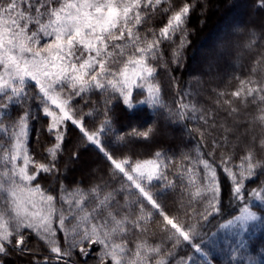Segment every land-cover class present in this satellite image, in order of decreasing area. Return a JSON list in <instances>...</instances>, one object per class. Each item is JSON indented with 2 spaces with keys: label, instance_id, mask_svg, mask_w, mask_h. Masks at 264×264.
I'll use <instances>...</instances> for the list:
<instances>
[{
  "label": "snow or ice",
  "instance_id": "obj_1",
  "mask_svg": "<svg viewBox=\"0 0 264 264\" xmlns=\"http://www.w3.org/2000/svg\"><path fill=\"white\" fill-rule=\"evenodd\" d=\"M256 5L264 9V0H256ZM192 7L190 0H0V264L12 252L31 251L32 235L49 253L34 257V264H74L77 250L87 264L91 245L99 246L96 264H197L198 258L202 264H214L206 242L197 239L201 222L221 212L214 163L199 151L179 162L160 151L152 158L132 159L121 152L126 137L114 132L109 114L116 98L129 110L142 105L168 108L156 75L158 67L167 64L154 62L164 60L162 45L167 41L174 45L172 63H180ZM156 18L166 23L146 27ZM262 32L249 28L244 47L256 50L264 43ZM260 65L264 52L247 77H235V90L218 92L216 103L237 117L235 101L254 106L255 120L264 127V80L255 75ZM134 92L145 99L134 102ZM177 95V110L168 108L169 114L205 125L197 128L203 142L205 132L211 135L217 127L214 114L188 99V92ZM41 114L48 118L46 129L53 142L45 149L47 156L37 159L29 147L30 121ZM69 123L103 155L109 179L87 190L81 185L68 190L61 184L53 194L42 188L38 177L57 170ZM219 127L224 135L212 140L208 155L228 147L231 129ZM153 133L150 125L133 126L127 135L147 140ZM258 150L264 151V136L252 137L238 163L234 153H221L220 165L239 202V214L220 224L222 231L247 233L251 225L264 223V181L245 190L248 181L264 175ZM178 184L188 193L187 203L182 198L169 213L162 201ZM153 228L163 234L160 242L149 239ZM58 232L64 235L63 246ZM182 248L190 254L180 255ZM247 249L243 240L235 241L229 264H254Z\"/></svg>",
  "mask_w": 264,
  "mask_h": 264
},
{
  "label": "trees",
  "instance_id": "obj_2",
  "mask_svg": "<svg viewBox=\"0 0 264 264\" xmlns=\"http://www.w3.org/2000/svg\"><path fill=\"white\" fill-rule=\"evenodd\" d=\"M190 2L193 7L186 25L188 42L183 49L180 63H172L174 45L165 41L162 45L164 60L154 63H166L167 67H158L156 75L161 87L162 101L168 108L177 110L176 102L179 99L177 93L188 92V99L201 106L205 113L211 110L217 127L211 129V135L205 132L204 140L201 142L197 128H204L205 125L198 123L197 120H179L169 114L168 108L156 109L142 105L129 110L123 105L121 99L116 98L112 100L109 108L112 128L114 132L126 137L127 143L121 152L129 155L132 159L152 158L156 151H160L170 157H175L179 162L181 157L195 156L199 151L204 158L213 162L217 168L220 186L221 212L210 217L209 221L201 222L203 227L197 239L203 238L206 242L205 246L215 257L214 264H229L228 253L235 246L237 240H243L248 245L247 255L254 258V264H264V223L251 225L247 233L236 235L222 231L219 227L220 224L226 223L227 219L232 218L233 214H239V202L232 197L230 178L220 165L221 153L223 152L225 155L234 153L233 161L238 163L240 156L244 154V146L251 141L252 137L255 136L259 139L264 136V127H261L255 120L257 111L254 106L243 107L239 101H235V105L240 109L237 117L236 114L229 116L216 103L218 92L230 93L235 90L239 84L235 77H247L256 57L264 52V43L259 44L254 51H249L244 47L249 28L264 29V9L257 7L256 0H190ZM240 14L243 18H236V23L231 26L234 33L228 32L218 41L214 55L204 57L199 61L201 56L199 47L202 43L204 41L206 43L203 46L204 49L211 48L210 36L220 32L221 27L228 22L229 18ZM164 23H166L165 19L156 18L146 27L159 28ZM261 35L264 36V32ZM255 75L264 80V65L257 66ZM228 98L231 99L230 96ZM94 99H99V97L95 96ZM142 99H145V95L134 92V102H139ZM33 112L35 114V109ZM47 119L41 114L39 118L30 121L29 147L37 159L47 156L45 149L50 147L53 142V137L48 134L46 129ZM221 124L231 129L227 133L228 147L216 149L214 156L208 155L212 149V140L224 135V129L219 127ZM149 125L154 128V133L147 140L127 135L133 126L146 128ZM94 126L89 124V127ZM109 139H112L111 134L104 140V143L108 144ZM109 150L111 151V148ZM74 152L78 154L76 158L73 157ZM121 152L115 154L120 155ZM257 159L264 160V151H257ZM185 163L188 162L185 161ZM108 167L103 155L94 146L84 142L78 129L69 123L62 150L56 161L57 170L54 173L41 174L38 177V182L43 189L53 194L59 192L61 184L68 190H72L76 185H81L87 190L93 185L103 184L109 179L107 176ZM199 167L202 171V166ZM169 178L173 179L174 177L170 174ZM262 181H264V175H259L256 179L247 182L245 190L250 191L252 188L258 187ZM112 183L115 184V182ZM187 196L188 193L183 191L178 184L163 199L165 210L169 213L175 212L182 198L187 203ZM117 198L123 203L122 196ZM217 233L218 235H216ZM57 235L61 246H63L64 235L60 232ZM148 235L153 242H160L163 239V234L155 228ZM213 239L215 247L211 246ZM90 247L92 254L87 258V264H96L98 257L94 254L98 251L99 246L91 245ZM28 248L31 251L24 254L12 252L11 255L2 257V259L5 264H34V257L42 258L49 254L44 242L39 241L34 235L29 237ZM172 251L176 252L177 250L173 249ZM184 253H189V249L182 248L180 255ZM74 264H83L78 250L74 257ZM176 264L179 262L177 261ZM197 264H202L199 258Z\"/></svg>",
  "mask_w": 264,
  "mask_h": 264
},
{
  "label": "rangeland",
  "instance_id": "obj_3",
  "mask_svg": "<svg viewBox=\"0 0 264 264\" xmlns=\"http://www.w3.org/2000/svg\"><path fill=\"white\" fill-rule=\"evenodd\" d=\"M238 17L243 18L241 16V14L239 16H232V18H229L228 22L225 25H223V27H221L220 32L213 33L210 36L211 48H208L207 50L204 49L203 46L206 43H205V41L202 43V45L199 47V52H201V56L199 57L200 58L199 61H201L204 57L207 58V57H210V56L214 55L215 47H217L218 41L221 40L223 37H225L228 32L234 33L232 28H231V26H232L233 23H236L235 19L238 18ZM220 52H221V50H220ZM57 238H58V235H57Z\"/></svg>",
  "mask_w": 264,
  "mask_h": 264
},
{
  "label": "flooded vegetation",
  "instance_id": "obj_4",
  "mask_svg": "<svg viewBox=\"0 0 264 264\" xmlns=\"http://www.w3.org/2000/svg\"><path fill=\"white\" fill-rule=\"evenodd\" d=\"M4 264H5V262H4Z\"/></svg>",
  "mask_w": 264,
  "mask_h": 264
}]
</instances>
